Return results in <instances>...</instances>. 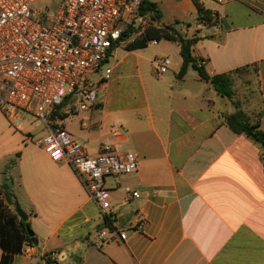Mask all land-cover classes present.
<instances>
[{
    "label": "crops",
    "instance_id": "obj_1",
    "mask_svg": "<svg viewBox=\"0 0 264 264\" xmlns=\"http://www.w3.org/2000/svg\"><path fill=\"white\" fill-rule=\"evenodd\" d=\"M149 1L161 11L163 25L198 39L193 55L207 74L256 65V96L221 97L192 67L178 79L183 58L177 43L155 40L128 50L139 34L128 37L103 65L112 70L111 79L103 81L101 71L91 77L96 104L78 108L98 136L85 138L69 126L76 104L58 112L67 115L62 120L71 137L87 144V156L109 141L137 156V171L106 179L111 210L104 215L72 168L43 150L42 128L21 135L10 128L13 137L0 145V186L11 183L38 245L0 192V264H45L51 253L62 264H264V148L234 133L225 120L242 110L264 131V0H200L216 21L212 26L200 21L193 0ZM160 46L164 56L148 53ZM161 58L171 65L157 76L151 65ZM126 72L141 86L142 98L115 108L116 83ZM126 188L140 197L129 199ZM107 218L128 233L125 241L100 238Z\"/></svg>",
    "mask_w": 264,
    "mask_h": 264
},
{
    "label": "built area",
    "instance_id": "obj_2",
    "mask_svg": "<svg viewBox=\"0 0 264 264\" xmlns=\"http://www.w3.org/2000/svg\"><path fill=\"white\" fill-rule=\"evenodd\" d=\"M36 1L0 0V108L9 121L27 114L33 128L46 132L39 142L43 150L72 168L106 215L111 210L106 179L135 173L137 156L108 144L101 145L96 156H87L54 114L63 103L66 88L67 94L83 97L82 111L96 104L97 89L91 77L101 71L103 81L111 79L112 70L103 65L127 39L125 31L137 27L141 0H60L56 11L41 15L30 9ZM151 43L157 44L155 40ZM155 63L157 76L171 65L164 58ZM125 192L129 199L140 197L131 188ZM135 225L143 227L141 217ZM99 236L125 241L128 233L109 227ZM45 264L62 262L58 254L51 253Z\"/></svg>",
    "mask_w": 264,
    "mask_h": 264
},
{
    "label": "trees",
    "instance_id": "obj_3",
    "mask_svg": "<svg viewBox=\"0 0 264 264\" xmlns=\"http://www.w3.org/2000/svg\"><path fill=\"white\" fill-rule=\"evenodd\" d=\"M197 9L199 10L200 21L208 26H212L216 23L212 18V14L209 11H206L200 0H193ZM139 22L136 28L129 27L125 33L124 38H128L134 34H139V36L128 45V50L142 49L146 48L147 45L156 40L169 41L177 43L180 47V54L183 58L182 67L177 75L178 79H183L187 74L188 70L192 67L195 68L201 78L206 82L210 83L217 94L224 98H233L236 94V78L242 79L243 75H249L253 73L256 82H257V66L251 65L248 67L240 68L230 74L214 75L211 76L206 73L203 65L199 63L194 55V46L198 43L196 38H187L181 34L174 26H167L162 24V13L158 9L157 5L152 3L149 0H141L140 7L138 9ZM142 29V30H141ZM141 30V31H140ZM139 31V32H138ZM246 82H248L246 80ZM66 104L63 103L58 108L60 111L63 106ZM55 118L65 119L67 118L66 114L56 112L54 114ZM226 124L228 127L238 135H245L255 143L261 145L264 148V131L261 130L260 121H253L245 112L238 110L237 112L227 115L225 117ZM0 192L4 194L9 205L15 207L17 201L11 193V183L9 181L5 182L0 186ZM18 216L17 212L15 213ZM110 224V225H108ZM23 225L26 227L27 223L23 222ZM112 227V223L109 218H107L106 228ZM29 243L32 244V239L28 236Z\"/></svg>",
    "mask_w": 264,
    "mask_h": 264
},
{
    "label": "rangeland",
    "instance_id": "obj_4",
    "mask_svg": "<svg viewBox=\"0 0 264 264\" xmlns=\"http://www.w3.org/2000/svg\"><path fill=\"white\" fill-rule=\"evenodd\" d=\"M59 3H60V0H37L34 4L31 5L30 9L34 14L41 15V14L48 12V11H52V12L56 11L59 7ZM148 53L151 56H158V57L164 56L163 52H162V46H160L158 48H151L148 51ZM172 61H173V59H172ZM151 67L152 68L154 67L155 69H157L156 65H151ZM240 77H241V75H240ZM240 77L238 79L236 78V86H235L236 97L235 98L242 100L245 97L250 96V95L256 96V94H257V92H256L257 91V83H256V78H255L254 74L250 73L249 75H246V77H244V75H243L242 79H240ZM246 80L248 82H246ZM137 83L138 82L135 79H128L127 72L125 73V76H123V78H121L116 83V85H117L116 95L117 96H116V101L113 104L115 108L128 107L129 105L134 104V100H137V101L141 100L142 89H141V86H139ZM66 89H64V92L62 93V95L64 97L63 101L67 105L63 106V108H65V110H68L70 108V106H72L73 104H76V108H77V112H72L69 114V117H68L69 126L74 128L77 131H82V135L85 138H86V136H90L91 139H94L95 137L98 136V128L92 126V124L89 120L86 121L85 119H83L86 116V113H80V110H78V108L81 106V104L85 103L84 100L82 101L79 97H76L79 95L67 94ZM129 91L132 94V96H129V94H128ZM83 122H86V124H87L86 129L81 128V123H83ZM30 123H31V117L27 114H25L22 119H16V120L11 122L3 114V112L1 111V108H0V145L3 143L4 140L8 139V137H13L11 135V133L8 132L10 128L13 131H15L16 133H18L19 135H21L22 132H28V131L33 132V130H32L33 128L30 125ZM114 126L116 128H119L118 125H114ZM78 143L82 146V148L86 147V145H87L86 143H84V144L81 142H78ZM105 144H109V141H105ZM90 146H93L92 143L90 144ZM11 165H12V162L9 161L7 163V165H5L3 171H6L7 170L6 168L10 167Z\"/></svg>",
    "mask_w": 264,
    "mask_h": 264
},
{
    "label": "water",
    "instance_id": "obj_5",
    "mask_svg": "<svg viewBox=\"0 0 264 264\" xmlns=\"http://www.w3.org/2000/svg\"><path fill=\"white\" fill-rule=\"evenodd\" d=\"M16 212L18 214V216L24 221L26 222L28 220V215L22 210L21 206L19 204H16ZM27 232L29 234V236L33 239V243L35 245H38L37 240L34 238V233L33 231L30 229L29 226L26 227Z\"/></svg>",
    "mask_w": 264,
    "mask_h": 264
}]
</instances>
